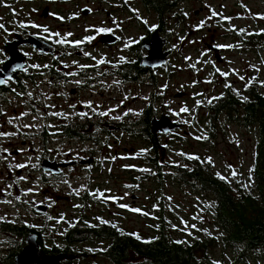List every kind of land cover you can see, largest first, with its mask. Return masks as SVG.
Segmentation results:
<instances>
[{"label":"flooded vegetation","instance_id":"obj_1","mask_svg":"<svg viewBox=\"0 0 264 264\" xmlns=\"http://www.w3.org/2000/svg\"><path fill=\"white\" fill-rule=\"evenodd\" d=\"M179 1L0 0V25L4 26L0 29V81H3L0 83V133L8 134L0 135V174L10 173L9 160L20 153L14 143L30 137L42 143H54L50 151L45 148L37 154L34 171L44 185L51 187L55 181L65 185L68 201L66 211L50 217L51 201L44 199L42 190L36 192L37 196H43L39 198L26 192L24 184L8 186V180H4L0 185V195L5 198L0 208L6 207L0 210V236L4 237L0 242V264H13L29 234L36 235L37 251L41 254L62 256L58 264H118L110 257L113 236L125 237V258L119 264H150L136 256L134 246L141 248L142 243H149L146 241L168 235L164 211L157 205V214L149 213L146 204L140 207L141 212L137 213L147 220L145 233L124 226L121 210L131 211L137 196L131 203L125 200L121 203L113 181V162L103 176L104 159L110 157V152L100 147H105L103 144L113 136L106 126H131L133 132L139 131L146 141L154 142L158 150L157 143L183 137L182 133L190 125L173 115L164 101V95L175 83V95L186 94L184 82L175 79L183 68L176 64L177 54L170 43L166 20L168 14L175 26L185 20ZM221 21L228 22V19L224 17ZM100 28L112 31L98 33ZM154 35L165 62L152 66L142 60L148 55L146 46ZM58 40H67V43H57ZM75 41L82 43L77 45ZM204 44L213 57L219 53L214 44L205 41ZM220 58L218 62L222 61ZM101 60L104 62L100 63ZM192 70L196 71L194 67ZM212 71L216 74V69ZM192 84L198 85V82L193 80ZM146 88L151 89L150 98L144 102L139 115L133 111L123 118L116 115L125 108L130 96ZM105 94L116 95L112 105L106 106ZM218 94L226 98L228 87L224 86ZM192 106L186 118L200 129L199 134L206 132L208 140L214 138L215 120L226 119L225 111L221 109L213 121L200 120L196 105ZM101 112L107 115H100ZM163 117L168 121L166 128L176 127L172 131L152 130L151 120ZM234 122L248 128L237 120ZM161 152L162 160L164 148ZM114 153L118 156L117 151ZM150 160L155 168V158ZM46 161L61 164L58 173L44 171L42 165ZM18 169V173L23 171V167ZM93 171L100 172L101 179L89 176ZM73 172L87 173L85 183L79 187L72 185L77 180ZM66 176L70 178L64 180ZM156 202L162 204V199ZM121 204L128 207L121 208ZM37 205L46 206L45 212H36ZM3 224L18 230L9 232Z\"/></svg>","mask_w":264,"mask_h":264},{"label":"rangeland","instance_id":"obj_2","mask_svg":"<svg viewBox=\"0 0 264 264\" xmlns=\"http://www.w3.org/2000/svg\"><path fill=\"white\" fill-rule=\"evenodd\" d=\"M178 5L186 15L185 20L177 26L174 25L169 14L166 20L170 43L177 54L176 64L183 68L179 77L175 79L184 82L186 94L177 97L176 83L173 86V82L170 85L173 88L164 95V101L170 106L173 115H177V118L185 120L190 125L182 133L183 137H171L160 142L165 152L162 160L160 159L162 150L158 149L154 152L149 142L139 131L133 132L131 126H106L105 128L110 130L109 134L113 136L103 144L105 147H100V150L110 152V157L104 159L103 176L109 172L113 162L115 177L113 181L116 183V193L121 197V203L124 200L131 203L137 196L133 208L140 209L146 204L150 209L149 213L153 214H157L154 206H159L164 211L167 232L171 237L183 242L194 239L207 240L206 254L224 264H264L262 251L248 250L244 255L237 257L236 252L230 247L222 245L212 210L213 192L199 188L198 184H193L196 181L189 180L184 175L181 176L185 179L180 177V169L189 170L191 167L184 161L183 155L195 154L199 157L196 159V164L200 163L208 167L216 177H225L224 180L235 192L237 186L245 187L251 181L257 142V132L253 128H243L227 115L226 119L219 122L215 120L216 126L213 128L215 137L208 140L205 136L206 132L199 134L200 129L190 121L189 117H186L192 105L198 108L197 114L200 120L207 119L208 114L211 117L206 107H211L213 101L208 103L207 99H213L225 84L231 86L228 90L234 92L237 97L245 95V86L250 83L255 90L264 95V18H261L264 17V0H181ZM212 11L219 15L211 17ZM224 17L229 18L228 22L221 21ZM95 19L96 15L92 17V20ZM201 21H204V25L197 27ZM240 29H243L240 35L231 33L240 32ZM204 41L216 47L217 45H231V47H218V54L222 57V61L218 62L206 50ZM192 67L196 69L195 72ZM212 69H216V74H213ZM221 72H227L228 75L222 76ZM193 80H196L198 85H193ZM150 94L151 89L146 88L130 96L125 108H121L116 115H121L123 118L132 111L139 115ZM115 98L116 95L105 94L106 106L112 105ZM182 108H187L188 111L182 112ZM199 123L202 124V121ZM129 128L131 131L128 130ZM138 128L136 127L137 130ZM52 145L54 143H42L32 137L14 143L20 153L9 160L10 173L0 174V185L4 180H8V186L16 183L24 184L26 192L30 191L31 195L39 198L43 196H37L36 192L42 190L45 193L44 199L51 201L50 217L56 216L57 212L66 211L68 205L65 199L66 186L59 184L58 181H55V186L44 185L39 174L34 171L37 154L45 148L50 151ZM72 146L76 148L74 144ZM116 151L120 158L114 153ZM150 158H155V168H152L154 165L151 164ZM208 158L211 159V163L207 162ZM17 165H24L22 172H17L19 170ZM156 171L161 173L158 174ZM99 173L93 171L89 176L95 175L101 179L102 175L99 176ZM86 174L73 172L72 175H75L77 180L73 181L72 185L79 187L84 184ZM116 176L119 179L116 180ZM69 178L70 176H66L64 180ZM157 199H162V204H157ZM4 202L5 198L0 195V207ZM121 214L124 226L145 233L146 218L128 210H121ZM156 224L157 222L153 220V225ZM193 225L195 227H192ZM210 236L217 240H211ZM3 239L4 237L0 236V242ZM0 252H2L1 243Z\"/></svg>","mask_w":264,"mask_h":264},{"label":"trees","instance_id":"obj_3","mask_svg":"<svg viewBox=\"0 0 264 264\" xmlns=\"http://www.w3.org/2000/svg\"><path fill=\"white\" fill-rule=\"evenodd\" d=\"M241 30L243 29H240V32L232 31L231 33L240 35ZM217 97L218 99H207V102L213 101L211 107H206L212 117L208 114L209 120H214L217 113L223 109L226 117L229 116L232 121L237 120L246 127L256 129L257 142L251 181L245 187L237 186L235 192L230 189L224 179L214 176L200 163L196 164V159L188 158L195 154L183 155L184 161L188 162L191 167L189 170L182 169L180 177L183 178L181 175H184L189 180L198 182L199 188L213 192L212 210L223 246L230 247L236 252L237 257L244 255L248 250L264 252V95L255 90L250 83L245 86L243 97H237L230 90L226 98L223 95L213 96V98ZM195 108L197 115L198 108ZM149 145L154 152L157 151L154 142H150ZM3 225L9 232L18 230L10 224ZM113 238V250L110 252V257L119 264L125 258L123 252L125 237L113 236ZM210 238L211 240L216 239L213 236ZM207 244V240L194 239L190 242H183L170 235L162 237L159 235L147 244L142 243L141 248L138 246L134 248L136 256L150 264H214V262L224 264L206 254Z\"/></svg>","mask_w":264,"mask_h":264},{"label":"water","instance_id":"obj_4","mask_svg":"<svg viewBox=\"0 0 264 264\" xmlns=\"http://www.w3.org/2000/svg\"><path fill=\"white\" fill-rule=\"evenodd\" d=\"M146 47L148 50V55L144 58V60H142L143 63H147L148 65L155 66L165 62L164 53H161L160 51V46L156 35L152 37L151 41ZM215 58L217 59V61L221 59L219 54H216ZM180 96L181 94H177V97ZM163 118L158 120L156 119L151 120L152 130L164 128L165 131H172L176 127L175 125L166 128V125L168 123L166 121V117ZM156 145L159 149L163 150L162 145H160L159 143H157ZM60 165L61 164H57L55 162L46 161L43 163L42 167L44 171L58 173L57 168ZM45 210H46V206L37 205V207H35V211L38 213H44ZM36 239L37 238L35 234H29L26 237V245L23 251L14 257L13 264H48V263L58 264L59 263V260L62 257L61 255H57L54 257H46L44 254H41L39 251H37L38 245Z\"/></svg>","mask_w":264,"mask_h":264},{"label":"snow or ice","instance_id":"obj_5","mask_svg":"<svg viewBox=\"0 0 264 264\" xmlns=\"http://www.w3.org/2000/svg\"><path fill=\"white\" fill-rule=\"evenodd\" d=\"M217 15H219L217 12H215V11H212L211 12V17H216ZM211 17H209V18H211ZM261 18H264V17H261ZM62 19V18H61ZM225 19H229V18H227V17H225ZM204 25V21H201L200 22V25H198L197 27H202ZM4 26L3 25H0V29H2ZM34 27H39L38 25H34ZM153 28H155L156 26L155 25H153L152 26ZM44 31L45 32H47L48 31V29L47 28H44ZM110 31H112L111 29H104V28H100V29H97V32L98 33H103V32H110ZM241 31H243V30H241ZM58 35V34H57ZM67 35H71V33H68ZM86 39H88V40H91V39H94V37H87ZM57 43H67V40H58V41H56ZM75 44H77V45H79L80 43H82V41H75L74 42ZM125 47H127V45H125ZM217 47H231V45H217ZM85 55L87 56V55H89L88 53H85ZM121 59H123V58H121ZM100 63H103L104 61L103 60H101V61H99ZM81 67H85V66H81ZM217 71H219V69H217ZM222 76H227L228 75V73L227 72H221L220 73ZM68 75H75V73H69ZM240 79H244V77H240ZM3 81H0V83H2ZM76 83H80V81H76ZM247 86V85H246ZM225 87H231L230 85H228V84H225ZM213 99H218V97L217 98H213ZM212 101L211 100H209L208 101V103H211ZM197 103L199 104L200 102L199 101H197ZM89 107H91V104L89 103V105H88ZM181 111L182 112H186V111H188V109L187 108H182L181 109ZM53 115H60V113H52ZM100 115H107V113H105V112H101V113H99ZM127 114V113H126ZM22 115H24V114H22ZM79 115H81V116H86L87 115V113H79ZM118 118V117H117ZM0 135H8L7 133H0ZM197 139H201V137H197ZM183 155V154H182ZM189 159H199V157H197V156H189L188 157ZM207 162L208 163H211V159L210 158H208V160H207ZM17 167H24V165H17ZM145 171H147V170H145ZM217 175L218 176H220V174L219 173H217ZM233 175H235V173H233ZM220 178L221 179H226L225 177H222V176H220ZM102 195V194H101ZM114 199V198H113ZM120 207L121 208H126V207H128L127 205H125V204H121L120 205ZM155 207V206H154ZM132 212H141V210L140 209H138V208H132V209H130ZM143 214H145V215H147V213H143ZM103 223H106L105 221H102ZM182 223H185L184 221H182ZM114 227H115V225H114ZM192 227H195L194 225L192 226ZM190 234V233H189ZM132 235H136L135 233H133ZM137 239H139V236H137ZM146 242H150V241H146ZM177 243H181L180 241H177ZM214 264H218V262H214Z\"/></svg>","mask_w":264,"mask_h":264}]
</instances>
